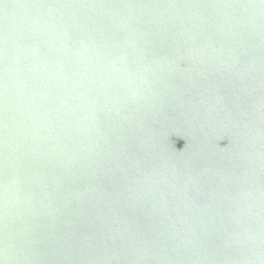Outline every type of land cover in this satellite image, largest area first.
I'll list each match as a JSON object with an SVG mask.
<instances>
[{"label":"water","instance_id":"1","mask_svg":"<svg viewBox=\"0 0 264 264\" xmlns=\"http://www.w3.org/2000/svg\"><path fill=\"white\" fill-rule=\"evenodd\" d=\"M0 264H264V0H0Z\"/></svg>","mask_w":264,"mask_h":264}]
</instances>
